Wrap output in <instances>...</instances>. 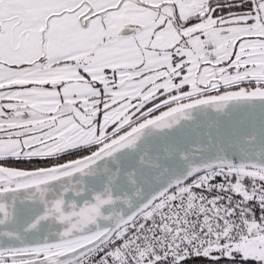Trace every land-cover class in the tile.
Wrapping results in <instances>:
<instances>
[{
    "label": "snow or ice",
    "instance_id": "obj_1",
    "mask_svg": "<svg viewBox=\"0 0 264 264\" xmlns=\"http://www.w3.org/2000/svg\"><path fill=\"white\" fill-rule=\"evenodd\" d=\"M0 264H264V0H0Z\"/></svg>",
    "mask_w": 264,
    "mask_h": 264
}]
</instances>
